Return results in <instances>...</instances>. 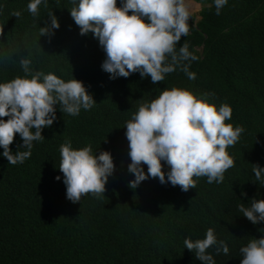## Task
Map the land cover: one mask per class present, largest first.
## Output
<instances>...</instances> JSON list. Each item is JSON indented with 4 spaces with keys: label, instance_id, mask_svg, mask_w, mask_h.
<instances>
[{
    "label": "trees",
    "instance_id": "16d2710c",
    "mask_svg": "<svg viewBox=\"0 0 264 264\" xmlns=\"http://www.w3.org/2000/svg\"><path fill=\"white\" fill-rule=\"evenodd\" d=\"M194 1L202 5L199 19L190 18L177 48L186 40L200 57L190 64L196 77L177 67L153 83L138 71L110 79L98 38L81 34L71 16L73 0H47L37 15L28 10L29 0H0V82L25 75L23 55L33 71L81 79L97 101L78 115L57 106L55 121L42 130L45 138L33 141L23 162L0 155V264H204L184 239L203 238L209 227L229 246L227 254L207 249L216 264H240L241 246L264 235V221L254 224L238 208L264 198L252 171L253 163L264 166V0H228L219 14L212 0ZM51 11L60 26L41 34ZM172 86L188 87L217 106L230 104L231 122L244 129L227 148L235 163L220 183L194 177L196 186L184 191L149 176L133 189L125 122L142 102ZM66 138L76 148L111 151L115 168L104 193L67 198L59 169ZM18 146L26 150L16 133L10 148L15 153Z\"/></svg>",
    "mask_w": 264,
    "mask_h": 264
},
{
    "label": "clouds",
    "instance_id": "9594fccd",
    "mask_svg": "<svg viewBox=\"0 0 264 264\" xmlns=\"http://www.w3.org/2000/svg\"><path fill=\"white\" fill-rule=\"evenodd\" d=\"M212 2L219 14L228 0ZM41 3L47 0H29L28 10L37 15ZM194 10L193 0H120L119 4L117 0H73L70 13L81 34L91 31L98 38L105 52L101 67L110 73V79L138 71L141 77L150 75L155 83L177 67L190 80L195 79L190 64L200 57L190 51L186 40L177 48L181 36L189 33ZM13 14L20 16L21 12ZM48 17L50 22L40 27L41 34H54L60 26L53 11ZM20 64L25 75L0 82V155L11 164L31 156L33 141L45 138L42 130L55 121L57 106L63 113L78 115L81 108L90 109L97 102L81 79L65 80L54 72L33 71L31 59L23 55ZM231 116L230 104L217 106L188 87H165L155 98L142 102L125 122L131 157L128 170L135 174L129 186L135 189L149 176L158 177L161 183L180 185L184 191L196 186L194 177L206 176L209 183L222 182L224 172L235 163L227 148L244 130L233 125ZM16 133L26 150L18 146L14 153L10 144ZM162 161L169 166L167 171ZM114 168L110 150L97 154L91 144L76 148L70 138L60 145L59 169L66 196L73 202L80 201L82 195L104 193ZM252 171L255 181L264 185V166L253 163ZM60 178L57 175L56 179ZM238 208L254 224L264 221V198L253 197L250 206L240 203ZM262 229L259 231L264 232ZM184 245L195 250V256L204 264H216L207 251L212 246L218 253L229 252L228 244L217 238L212 227L206 229L203 238L186 237ZM240 252V264H264V235L250 239Z\"/></svg>",
    "mask_w": 264,
    "mask_h": 264
},
{
    "label": "rangeland",
    "instance_id": "374dc122",
    "mask_svg": "<svg viewBox=\"0 0 264 264\" xmlns=\"http://www.w3.org/2000/svg\"><path fill=\"white\" fill-rule=\"evenodd\" d=\"M198 2H196V1H194L193 0V7H194V12H193V17H194V20H198L199 19V11H200V9H201V7H202V5L200 4V3H198L199 4V7L198 8H196L195 7V5L197 4Z\"/></svg>",
    "mask_w": 264,
    "mask_h": 264
}]
</instances>
